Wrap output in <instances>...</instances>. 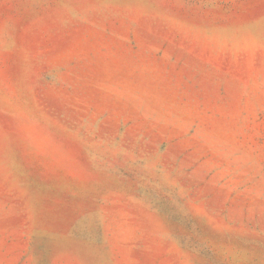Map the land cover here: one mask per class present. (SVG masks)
<instances>
[{
  "label": "rangeland",
  "instance_id": "rangeland-1",
  "mask_svg": "<svg viewBox=\"0 0 264 264\" xmlns=\"http://www.w3.org/2000/svg\"><path fill=\"white\" fill-rule=\"evenodd\" d=\"M0 264H264V0H0Z\"/></svg>",
  "mask_w": 264,
  "mask_h": 264
}]
</instances>
